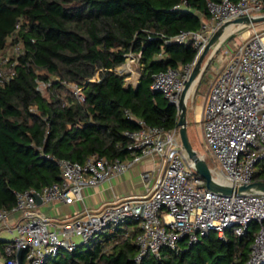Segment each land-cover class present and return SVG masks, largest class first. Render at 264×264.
Returning a JSON list of instances; mask_svg holds the SVG:
<instances>
[{
    "label": "trees",
    "instance_id": "trees-1",
    "mask_svg": "<svg viewBox=\"0 0 264 264\" xmlns=\"http://www.w3.org/2000/svg\"><path fill=\"white\" fill-rule=\"evenodd\" d=\"M206 3L0 0V55L11 50L15 61L13 76L0 83V207L14 204L15 191L58 181L57 159L83 161L94 152L109 158L128 154L122 131L138 123L126 117L125 109L150 125L173 128L176 108L150 88L152 74L192 61L197 49L191 41L163 40L182 29H198L202 18L209 17ZM129 51L140 52L135 87H125V75L113 70ZM4 65L0 61V68ZM97 70L98 78L87 80ZM49 79L43 94L37 80ZM68 82L83 86L82 101ZM254 178H264V158ZM127 223L133 228L108 230L90 245L61 250L43 264H243L258 228L252 221L242 235L227 229L225 239L209 230L178 250L163 246L160 257L148 251L137 263L133 239L139 227L133 220Z\"/></svg>",
    "mask_w": 264,
    "mask_h": 264
},
{
    "label": "built area",
    "instance_id": "built-area-1",
    "mask_svg": "<svg viewBox=\"0 0 264 264\" xmlns=\"http://www.w3.org/2000/svg\"><path fill=\"white\" fill-rule=\"evenodd\" d=\"M206 5L209 17L202 20L198 29H182L172 36H164V43L191 41L197 49L192 61L152 74L150 88L161 92L175 108L193 63L211 35L236 17L264 13V0H207ZM244 25L248 24H240L234 30ZM18 49L16 45L15 51ZM128 58L139 64L140 52L129 51L125 60ZM125 60L113 69L116 73L125 75L133 71ZM0 61L5 63L0 68L1 83L13 76L15 61L9 57ZM97 78L98 70L87 80ZM138 78L133 82L125 79L124 86L135 87ZM51 79L37 80V89L47 92ZM66 84L78 101L84 99L83 86L76 82ZM200 104L205 150L198 152L204 156L212 175L231 185L255 180L258 163L264 158V29L254 28L244 40L233 41L224 48ZM125 113L138 123L137 128L122 131L128 139L129 159L109 158L95 152L83 161L57 159L58 181L40 189L15 191L14 204L9 208L0 207V227L10 236L4 245L2 264H43L61 250L72 251L78 246L90 245L108 230H123L129 220L137 222L139 227L133 239L138 247L134 257L137 263L148 251L160 257L163 246L178 250L181 242L189 245L209 230H215L221 239H225L227 229L242 235L250 222L255 221L258 228L243 264H264V193H220L208 189L186 156L177 125L164 129L148 124L128 109ZM146 155L159 157L164 166L155 177L150 171L141 173L145 188L141 194L115 197L95 208L84 206L74 214L61 217L46 215L38 208L39 202L82 200L83 188L123 173ZM12 213L19 216L10 221ZM18 249H21L20 260Z\"/></svg>",
    "mask_w": 264,
    "mask_h": 264
},
{
    "label": "crops",
    "instance_id": "crops-1",
    "mask_svg": "<svg viewBox=\"0 0 264 264\" xmlns=\"http://www.w3.org/2000/svg\"><path fill=\"white\" fill-rule=\"evenodd\" d=\"M203 19L206 18H202V20ZM182 64L183 63H180L177 67H180ZM140 68L141 66L139 63L138 64L139 71ZM196 81L197 78L191 83L190 90L194 87ZM201 117H202V108L200 107L197 109L196 117L191 118V120L187 119V123L191 121V123L193 124H198L197 122H199L198 120ZM129 157L130 154L128 153L125 156H122L121 158L126 160L129 159ZM163 166L164 164L162 163L159 157L154 155H146L142 157V159H140L139 161L133 163L132 166L123 173L112 176L98 185L83 188L82 200H75L71 203L55 201L51 204H42L39 202L38 208L46 215H50L47 213L51 212L52 210L55 212V215H51V216L61 217L65 215L74 214L79 210H81L84 206L95 208L99 206L101 203L112 200L115 197L141 194L145 191V188L142 184L141 173L143 171H150L152 173V176L155 177L156 174L162 170ZM152 181L153 179H151V182ZM18 216H19L18 213H12L9 216V220L13 221L17 219ZM135 225L138 226L137 224ZM133 226L134 224L132 225H128V223L126 224V227H130V229H132ZM5 235H7V233H5V231L0 227V264H2L5 258L4 245L8 240L6 237H4Z\"/></svg>",
    "mask_w": 264,
    "mask_h": 264
},
{
    "label": "water",
    "instance_id": "water-1",
    "mask_svg": "<svg viewBox=\"0 0 264 264\" xmlns=\"http://www.w3.org/2000/svg\"><path fill=\"white\" fill-rule=\"evenodd\" d=\"M264 21V13L257 14V15H244L240 17H236L233 22L240 23V24H250ZM224 25H221L209 38L207 43L204 45L202 50L198 53L191 71L188 75L184 83V87L180 94V99L178 105L176 107V125L178 127V132L180 136L181 145L186 153L187 158L192 162V165L197 173L205 180V186L208 189H211L216 192L220 193H247V192H263L264 193V180L262 179H255L248 183H241L236 185H231L228 183H223L216 179L202 154H200L192 145L187 131V105H186V92L190 83L199 75L200 69L202 67L201 63L209 51L210 47L219 39L218 31ZM37 201L39 202V197L36 196ZM21 249L17 251V257L20 260Z\"/></svg>",
    "mask_w": 264,
    "mask_h": 264
},
{
    "label": "rangeland",
    "instance_id": "rangeland-1",
    "mask_svg": "<svg viewBox=\"0 0 264 264\" xmlns=\"http://www.w3.org/2000/svg\"><path fill=\"white\" fill-rule=\"evenodd\" d=\"M238 26L239 25H233L230 29L225 30V32L220 37V39L223 38L222 41L220 42V39H218L210 47L209 51L204 56L202 63H201L202 67L200 69V73L198 75L197 81L194 87L192 88V90L190 91V95L186 99L187 119L191 120V118L196 117L197 109L201 107L200 102L201 100H203L207 92L209 77L212 73L215 72V70L219 66L220 59L222 57L224 48L225 47L227 48V46H230L233 41L244 40L252 32V29L254 28L258 30L264 29V21L244 25L234 30ZM232 30L234 31L231 32L226 37H224L228 32ZM218 42H220V45L216 50H214V47ZM10 52L11 50L9 52L4 53L3 55H0V59L4 57L10 58V54H9ZM125 62H127L128 65L131 66V68L133 69L131 73L129 72L125 74L126 75L125 79H127L129 82H133L139 76L140 71L138 69V64L134 61L129 60V58L126 59ZM43 94H46V90L43 91ZM197 99H199L200 101L198 102ZM198 121H199L197 122L198 124H193L191 123V121H189L187 125V131H188V136H189V139L193 147L197 151H204L205 148L203 146L202 134H201V118ZM47 214H50L51 216V215H55V212L51 210V212H48ZM4 237H6L7 239H10V236L8 235H5ZM76 241H79V238L76 237Z\"/></svg>",
    "mask_w": 264,
    "mask_h": 264
},
{
    "label": "bare ground",
    "instance_id": "bare-ground-1",
    "mask_svg": "<svg viewBox=\"0 0 264 264\" xmlns=\"http://www.w3.org/2000/svg\"><path fill=\"white\" fill-rule=\"evenodd\" d=\"M233 25H240V23L230 22V23L224 25V26H223L222 28H220L219 31H218L219 38H220L221 35L225 32V30H227L228 28L232 27ZM196 78H198V76H197ZM196 78H195V79H196ZM195 79H194V80H195ZM194 80H193V81H194ZM193 81H192V82H193ZM192 82H191V83H192ZM191 83H190V86H189L188 89H187L186 95H188V93L192 90V89L190 90Z\"/></svg>",
    "mask_w": 264,
    "mask_h": 264
}]
</instances>
